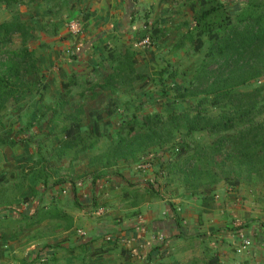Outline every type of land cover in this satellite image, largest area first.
<instances>
[{
    "label": "rangeland",
    "instance_id": "1",
    "mask_svg": "<svg viewBox=\"0 0 264 264\" xmlns=\"http://www.w3.org/2000/svg\"><path fill=\"white\" fill-rule=\"evenodd\" d=\"M135 1L134 17L126 34L119 36L118 33L115 37L108 39L109 44L105 41L106 53L94 56L88 61L87 56L84 62L79 60L74 66L71 65L74 61L70 51L76 52L77 45L86 44L85 36H81L85 34L83 30L90 18L89 13L82 11L77 16L72 11L74 5L71 3L68 14L63 20L69 35L65 30L61 35L62 38L61 36L48 37L52 34L55 21L35 24L34 38L37 39L30 38L28 45L29 49L36 54L41 73L33 78L32 92L27 98L20 104L10 106L3 116L4 126L0 134L6 135V144L0 148V188L23 180L27 171L29 172L27 165L32 166V160L37 159L34 152L38 145L42 146L44 155L57 146L62 137L60 127L63 123L59 121V125H56L57 121L51 122L52 114L47 107L55 106L58 99L63 97L64 91L61 85L64 80L69 81L73 75L76 76L77 86L72 88L68 100H72L73 103L65 109V113L73 112L78 106H83L85 113L82 115V131L94 132V135L98 137V144L93 152H85L73 164L72 155L63 159L53 157L52 164L48 167L47 185L41 179L37 181L34 174L28 176L27 184L40 191L42 195L27 189L16 205L17 212L30 214L33 209L40 206L50 208L52 203L57 204L60 209L72 215L75 220L77 219L71 234H65L60 228L44 229L45 227L41 226L18 234L15 242H7L9 241L6 240L8 232L3 229L12 231L18 228L16 224L19 223L18 218H12V216L16 218L17 213L12 212L8 206H3L0 208V264H20L23 259L32 260L37 256L47 260V264H214L212 261L216 258L214 257L216 251L210 246L213 242L207 240L206 233H202V236L198 234V238L191 235L190 217L185 218L180 215L185 212V207L182 206L186 204L185 200L190 202L196 201L197 198H186L188 194L185 193L189 191L183 185L182 176L179 173H169L167 177L159 176L161 170L159 171L158 160L170 158L172 153H167L165 156V152L161 154L156 149L150 150L144 159H148V162L152 164L147 166V169H140L141 162L135 164L120 161L117 166L108 170V177L98 186L99 191L96 196L98 206L95 211H92L93 209L77 210L71 204L69 196L62 191V187L56 185L63 178L71 179L76 183L82 182L83 186L79 187V194L83 196V193L87 192L85 190L87 182L84 180L85 184L81 179L91 171L88 167L89 158L93 153H97L115 141L119 135L125 134L128 130L127 123L132 116L154 113L167 115L182 112L194 106L192 101L182 99L179 94L188 86L191 74L204 57V50L196 52L189 44L176 53H171V49L179 36L187 30V24L193 20L191 4L195 0ZM231 5L235 6V4ZM12 14L13 11L0 8L1 21L9 20ZM75 20L83 25L77 35H73L69 30L70 22ZM156 27L164 30L160 38L155 43L151 39L150 46L142 49L139 43L153 35V29ZM65 43L66 47L71 46V49L62 50ZM9 48L19 50L21 38L14 37ZM127 49L135 54L137 73L144 78L132 84L117 86V93L114 95L110 91L93 88L96 84L102 83L110 71L109 52L117 51L124 54ZM57 61L65 68L68 76L58 75L59 69L54 70L58 67ZM46 70L45 78L42 77V72ZM174 73L177 76L171 77L170 75ZM252 87L247 85L244 88ZM92 88L94 91H91ZM93 92L97 94L94 97ZM91 113L94 115H90ZM98 116H101V119H98ZM257 121L263 122L264 115L258 117ZM68 124L67 122L66 125ZM187 140L202 144L209 141L205 134H196L188 137ZM201 190L204 192L206 188ZM128 192H135V195L140 196L136 206L132 205V200L124 199ZM210 193H213L211 201L217 198L226 202L228 199L226 206L237 216V219H241L237 230L246 228L245 232L238 234L239 241L234 239L235 244H231L234 246L233 251L247 257L252 255L253 259L258 258V255L263 256L264 178H255L251 184L245 182L234 188L222 181ZM25 199L28 202H24ZM79 200L82 201V199ZM175 206L181 207V210L178 211L174 208ZM167 207L173 208V212L176 211L179 215V236L170 240H164L159 232L153 230L155 221L169 218L166 213ZM98 212L101 213L98 215ZM11 224L14 225L11 226ZM208 231L212 232V230ZM122 232L123 236H126L125 240L108 243L107 236H115L116 233ZM2 235L7 242L6 245L9 246H6L9 255L5 260L2 258V253L5 251L4 244L1 242ZM51 237L54 239H50ZM244 239L250 240L251 245L245 247ZM87 243H89L87 249L82 252L81 244ZM47 246L51 249L55 247V249L51 251ZM133 249L138 253L133 255L134 257L130 256L129 260V255L122 250L129 252ZM54 251L56 255L52 258ZM217 253H219L218 249Z\"/></svg>",
    "mask_w": 264,
    "mask_h": 264
},
{
    "label": "trees",
    "instance_id": "2",
    "mask_svg": "<svg viewBox=\"0 0 264 264\" xmlns=\"http://www.w3.org/2000/svg\"><path fill=\"white\" fill-rule=\"evenodd\" d=\"M20 4L21 0H0L1 9L13 11L9 20H0V133L6 111L27 98L32 92L33 78L41 73L36 54L29 49L32 28L23 21L18 10ZM191 10L193 20L187 24V30L179 36L171 53L179 52L187 44L196 52L204 50V57L191 74L188 86L179 94L182 99L192 101L194 106L167 115L154 113L132 116L125 134L119 135L115 141L89 158L88 167L91 171L81 181L85 184L87 182L85 190L90 199L85 200L79 194L82 182L60 179L56 185L62 187L77 210L97 209L98 186L108 177V170L120 161L135 164L141 162V170L152 166L148 159L144 160L152 149L161 154L165 152L164 155L172 153V157L158 160L161 170L159 176L179 173L189 192L203 188L210 192L222 181L234 188L245 182L251 184L255 178H264V121H257L258 117L264 115V0H195ZM163 31L160 27L153 29V35L149 36L153 43L158 41ZM16 36L21 38L19 50L9 48ZM121 54L117 51L109 52L110 71L102 83L93 88L98 87L114 95L117 86L132 84L144 78L137 73L135 54L129 49ZM170 76L176 77L177 74ZM247 85L253 87L245 89ZM74 86H77V80L73 75L62 84L63 97L58 99L55 106L47 107L52 114L50 121H57L56 125H59V121L63 123L60 127L62 137L57 146L44 155L42 146L38 145L34 152L37 159L32 160V166L27 165L29 172L23 180L0 188V208L8 206L18 215L16 218L12 216L13 219L18 218L19 223L16 224L18 228L12 230L15 234L41 226L44 229L60 228L67 232L75 226V218L55 203L50 208L40 206L33 209L30 214L17 212L16 208L25 190L42 195L27 184L28 176L34 174L37 181L41 179L47 185L48 167L53 157L63 159L72 155L73 164L85 152H93L98 144L94 132L82 131V115L85 113L83 106L65 113V109L73 103L68 97ZM93 88L91 91H94ZM93 93V97L97 95ZM196 134H205L209 141L202 144L187 140ZM5 137L0 134V148L6 144ZM128 193L124 199L132 200V205L136 206L140 196L135 195V192ZM174 212L179 224V215ZM123 235V232L116 233L106 239L108 243L121 242L126 238ZM88 245L81 244V251H85ZM47 248L51 249L50 246ZM53 249L55 247L51 251ZM122 252L129 255V260L130 256L134 257L138 253L134 249ZM52 255L54 258L56 252ZM20 264H47V260L37 256L32 260H22Z\"/></svg>",
    "mask_w": 264,
    "mask_h": 264
},
{
    "label": "crops",
    "instance_id": "3",
    "mask_svg": "<svg viewBox=\"0 0 264 264\" xmlns=\"http://www.w3.org/2000/svg\"><path fill=\"white\" fill-rule=\"evenodd\" d=\"M71 3L74 5L72 11L74 12V14L76 13L77 16L79 13H82V11L88 12L90 15L88 23L84 26L83 32L85 34L81 36H85L84 40L86 44L83 45L80 43L79 45H77V47L74 44L76 47V52H74L73 50L70 51L71 58L74 61H72V66H74L75 62H79V60L84 62L87 56L88 61L90 58L93 59L94 56H99L103 53H106V44H109L108 39L115 37L118 33L119 36L120 34H126L134 17L133 13L136 7L135 0H21V4L19 5L18 10H20L21 12L23 21L32 28L31 38H34L36 23L40 25V23H43L44 21H51L52 23L55 21L53 27L52 25H50L52 27V34L48 35V37L53 38L61 36L65 30L67 35H69L68 29L63 23V20L68 14V8ZM73 5L70 7V9L73 7ZM56 15L57 19H55ZM60 38H62V36ZM105 41L107 42L106 44ZM98 43L102 45H99ZM51 46L53 45L51 44ZM66 46V43L63 44V48L61 49H71V46H69V48H67ZM72 47L74 46L72 45ZM86 53L87 55H85ZM53 59L55 58L53 57ZM57 64L58 67L54 68V70L58 71L59 69L61 73L58 71V75L63 74L68 76V74L64 70L65 68H63V66L59 64L58 61ZM66 67H69V65H66ZM42 73V77L46 78V76L44 75H46L47 70L43 71ZM65 81L66 80H64L63 82ZM206 192V190L204 192H202V190L197 192H186L185 194H188L186 195V198L194 197L197 198V200L190 202L185 200L186 204L182 205L185 207V212L180 215L184 216L185 218L190 217V222L192 225L190 229L192 231L190 232L191 235L198 238V234L202 236V233H206L205 237H207V240L213 242V244H211L210 246L213 247L216 251L214 254V257L216 258L212 262L216 264H264V255H258V258L253 259L252 255L247 257V255L243 256L242 254H236L233 251L234 246H231V244H235L234 239L239 241L238 234L241 232H245L246 228L242 227L237 230V228L240 226L239 221H241V219H237V216L234 213L230 212L231 210L226 206L228 204V199L226 200V202H224L222 199L217 198L211 201V198H213V193L208 192L207 194H202ZM216 192L214 193L217 194ZM83 194V199L85 198L86 200L87 198H89L87 192H84ZM205 196L206 198H204ZM174 208H177L178 211L181 210V207L178 206H175ZM166 213L167 215H169V218L155 221L153 230L159 232L164 240H170L175 238L176 236H179L180 232L178 223L175 220L176 216L173 212V209L167 207ZM235 213L237 212L235 211ZM3 230L8 232V238H6V240L9 241L7 242H15L18 234L22 233L20 232L15 234L12 233L11 230H7L6 228ZM72 230L63 232L65 234H71ZM205 230H207V232ZM208 230H212V232ZM2 239L3 240H1V242H3V249L5 250L2 253V258L3 260H5L9 255V250L7 248L9 246L6 245L7 242L5 241L3 235ZM50 239H54V237H51ZM216 248L218 249L219 253H217ZM261 257H263V259H261Z\"/></svg>",
    "mask_w": 264,
    "mask_h": 264
},
{
    "label": "built area",
    "instance_id": "4",
    "mask_svg": "<svg viewBox=\"0 0 264 264\" xmlns=\"http://www.w3.org/2000/svg\"><path fill=\"white\" fill-rule=\"evenodd\" d=\"M83 28V25L80 21H72L70 22V26H69V30L70 32L73 34V35H77ZM151 44V39L150 37H146L145 39H143L140 43H139V46L142 48V49H145L147 47H149ZM143 168H146V167H143ZM101 213V212H100ZM99 212L97 213L98 215L100 214ZM241 237L243 238V235H241ZM243 243L245 245V247L247 246H250L251 245V241L248 240V239H244L243 240Z\"/></svg>",
    "mask_w": 264,
    "mask_h": 264
}]
</instances>
